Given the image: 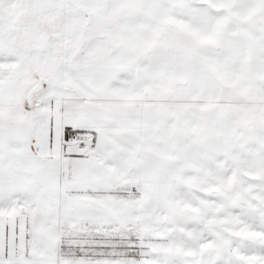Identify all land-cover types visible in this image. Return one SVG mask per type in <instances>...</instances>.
<instances>
[{
	"label": "snow or ice",
	"instance_id": "1",
	"mask_svg": "<svg viewBox=\"0 0 264 264\" xmlns=\"http://www.w3.org/2000/svg\"><path fill=\"white\" fill-rule=\"evenodd\" d=\"M0 264H264V0H0Z\"/></svg>",
	"mask_w": 264,
	"mask_h": 264
}]
</instances>
